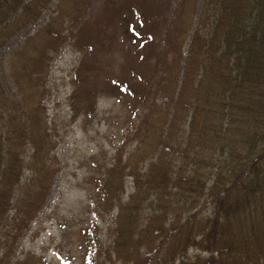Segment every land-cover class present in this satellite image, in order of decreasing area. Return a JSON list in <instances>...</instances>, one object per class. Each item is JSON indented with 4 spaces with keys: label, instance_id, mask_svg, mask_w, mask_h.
Masks as SVG:
<instances>
[{
    "label": "trees",
    "instance_id": "obj_1",
    "mask_svg": "<svg viewBox=\"0 0 264 264\" xmlns=\"http://www.w3.org/2000/svg\"><path fill=\"white\" fill-rule=\"evenodd\" d=\"M51 1L0 0V56ZM95 1L57 0L10 50V89L0 76V264H50L18 244L61 171L48 105L65 51L79 56L70 121L101 120L86 78L119 69L128 80L111 98L141 127L116 118L123 143L93 162L96 216L66 235L81 264H264V0Z\"/></svg>",
    "mask_w": 264,
    "mask_h": 264
},
{
    "label": "rangeland",
    "instance_id": "obj_2",
    "mask_svg": "<svg viewBox=\"0 0 264 264\" xmlns=\"http://www.w3.org/2000/svg\"><path fill=\"white\" fill-rule=\"evenodd\" d=\"M101 0H96L95 4ZM57 0H52L51 3L44 9L41 19L35 23V25L25 28L20 33V37L14 38V41L4 51L3 56H0V76L5 87L11 88L10 76L8 71V55L10 50L16 46L21 39L34 34L38 29L44 26L48 22V17L51 15V11L56 6ZM203 2L199 3V9L202 8ZM200 13L197 16V20ZM122 23V24H121ZM128 20L125 19L121 22H117L115 29L116 40L119 43L129 41L126 37V30L123 27ZM190 33V32H189ZM191 39L192 34H188ZM187 35V36H188ZM188 41L182 60V66L185 64L188 46ZM120 48H124L123 45ZM185 57V58H184ZM5 60V61H4ZM79 63V58L71 52L65 51L61 54L56 62L50 69V86L52 88V99L48 105V111L50 116V133L58 143L57 155L61 162V171L58 174V186L51 203V206L43 212L38 220L34 223L32 230L29 234L20 240V253L29 252V249H36L37 253L43 252L50 264H81L80 247L75 243V240L70 237H66L68 230H77L83 226L91 216L95 218L96 212L91 207V199L89 198V179L91 176V167L88 159L97 154V151L108 152V147L111 146L109 141L113 143L117 142V145L123 143L121 137L116 132L117 123H121L116 118L122 117L127 123L126 126H132L134 132H137V128L140 122L131 120V123L127 122L126 113L123 112L118 105V101L111 98L112 91H118V86L126 85L128 80L125 71L116 69L114 76L95 75L87 79L86 88L92 92L93 98L98 102L93 106H98L96 109L97 118L101 120H93L91 123L95 125L85 128V120H77L73 122L71 119L70 107L68 96L72 92L71 89V72ZM136 64H127V71H136ZM127 68V67H126ZM105 95V96H103ZM131 128V129H132ZM141 130V127L138 128ZM131 136L130 138H133ZM107 157V156H106ZM103 161V159L101 160ZM148 167V166H147ZM29 176L25 177V180ZM128 190H131V186H128ZM206 209L204 213H206ZM208 213V212H207ZM209 214V213H208ZM207 214V215H208ZM35 238L33 239V237ZM5 243V242H4ZM6 245H3V241H0V259L4 254ZM146 255V254H145Z\"/></svg>",
    "mask_w": 264,
    "mask_h": 264
}]
</instances>
